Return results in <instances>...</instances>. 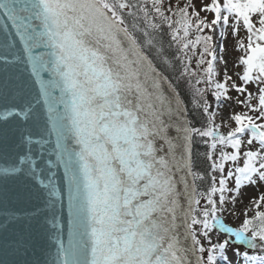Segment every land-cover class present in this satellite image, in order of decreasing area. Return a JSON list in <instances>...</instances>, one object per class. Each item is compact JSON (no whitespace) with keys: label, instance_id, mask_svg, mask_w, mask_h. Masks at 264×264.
<instances>
[{"label":"snow or ice","instance_id":"obj_1","mask_svg":"<svg viewBox=\"0 0 264 264\" xmlns=\"http://www.w3.org/2000/svg\"><path fill=\"white\" fill-rule=\"evenodd\" d=\"M260 185L264 0H0V264H264Z\"/></svg>","mask_w":264,"mask_h":264},{"label":"rangeland","instance_id":"obj_2","mask_svg":"<svg viewBox=\"0 0 264 264\" xmlns=\"http://www.w3.org/2000/svg\"><path fill=\"white\" fill-rule=\"evenodd\" d=\"M167 3V0H166ZM172 4L176 3V0H171ZM181 5H183L184 0H180ZM196 3H199V0H196ZM201 15H205L204 13H201ZM217 43H219V41H217ZM234 41L231 40V38H229V40L226 42V47H227V52L225 53V59L227 60V70H228V74L231 75L233 77L234 80H236V82L239 84L241 83L238 79V77L235 75L236 73H242L243 71V66H236L237 64V59L238 57L242 54L241 52L237 51L234 47H233ZM219 55V53H218ZM193 67H195V61H193ZM225 65L222 64H218L217 68L221 71V73L223 72ZM248 89L249 91L255 93L257 91L256 87L252 84L248 85ZM230 95L234 98L232 101H228L225 102L224 106L219 109V113L220 115L217 116L216 118V123L217 124H222V123H230L232 125V127H235L234 122L227 120V118L229 117L230 114L232 113H243V112H247L248 109L245 107H242L241 105L237 104L235 101V97L237 96V93L235 91H232L230 93ZM244 97L241 96L240 99H243ZM209 100L211 101L212 98L211 96H209ZM253 103H256V101L254 100ZM249 115H256V113H251L249 112ZM205 118V117H204ZM221 132H223L224 134H226L228 132V128L227 127H221ZM199 139V138H198ZM200 141V140H199ZM202 146V148H204V153L206 151V148L203 146V144L201 143V141L199 142ZM230 150V149H229ZM231 186V185H230ZM264 193V185H260V186H248L244 189H242L241 194H240V198L237 200L235 207L233 209L232 205H229V212H225L221 219L224 221V223H226L227 225L231 226V227H237L240 225V223L243 220V211L246 207H249V202L252 198H256L259 196V194ZM232 211H234L235 214H231ZM254 214L253 212H249V215ZM224 236L221 235L220 239H223ZM213 242H216V234L213 233ZM206 243V242H205ZM235 247H240L241 250H247L246 246L243 245H236L233 244L230 246L229 251H228V255L230 257V259L233 260V264H236L237 261H239V264H243V261L241 260V258L236 257L233 255L232 252V248ZM250 252V254H257V253H253L251 250H248ZM254 264V262H253Z\"/></svg>","mask_w":264,"mask_h":264},{"label":"trees","instance_id":"obj_3","mask_svg":"<svg viewBox=\"0 0 264 264\" xmlns=\"http://www.w3.org/2000/svg\"><path fill=\"white\" fill-rule=\"evenodd\" d=\"M192 107L191 105L189 106ZM192 115L195 117V122L199 125L203 120L205 119L199 112L192 113ZM199 139L197 138L195 144H194V153L196 154L198 158V163L201 167V169H206L207 164L204 163L203 157H204V148H202L201 144L199 143Z\"/></svg>","mask_w":264,"mask_h":264},{"label":"water","instance_id":"obj_4","mask_svg":"<svg viewBox=\"0 0 264 264\" xmlns=\"http://www.w3.org/2000/svg\"><path fill=\"white\" fill-rule=\"evenodd\" d=\"M62 175H63V169L60 168L57 170V176L62 177ZM57 207H58V209L60 208L59 205ZM60 215L62 217V222L65 224L63 236H64V239L66 241L67 240V233H68V228H67L68 214H67V196H66V193H65L64 201H63V209H62V212H60ZM44 255L47 256L48 254L45 253ZM52 255H54V250H52Z\"/></svg>","mask_w":264,"mask_h":264}]
</instances>
